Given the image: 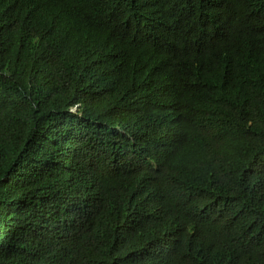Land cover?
Wrapping results in <instances>:
<instances>
[{
  "label": "trees",
  "instance_id": "trees-1",
  "mask_svg": "<svg viewBox=\"0 0 264 264\" xmlns=\"http://www.w3.org/2000/svg\"><path fill=\"white\" fill-rule=\"evenodd\" d=\"M0 264H264V0H0Z\"/></svg>",
  "mask_w": 264,
  "mask_h": 264
}]
</instances>
